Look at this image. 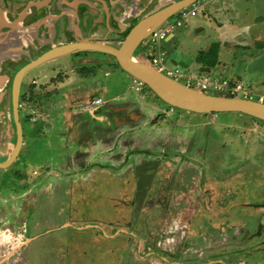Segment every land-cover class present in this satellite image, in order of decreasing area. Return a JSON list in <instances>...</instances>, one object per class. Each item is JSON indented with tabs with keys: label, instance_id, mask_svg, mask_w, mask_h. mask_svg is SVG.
<instances>
[{
	"label": "rangeland",
	"instance_id": "obj_1",
	"mask_svg": "<svg viewBox=\"0 0 264 264\" xmlns=\"http://www.w3.org/2000/svg\"><path fill=\"white\" fill-rule=\"evenodd\" d=\"M193 6L196 15L180 26L176 15L167 20L171 31L159 42L164 63L187 77L182 82L238 83L264 101V0H201L185 11ZM252 22L254 31L244 29ZM229 25L235 28L224 36ZM199 53L200 67L209 71L198 69ZM0 56V64L19 60L17 51ZM65 67L73 69L47 80ZM31 78L37 86L47 80V87L25 94V143L17 161L0 169V232L13 237L0 244V264L9 254L15 264H193L184 257L205 258L192 250L206 251L211 225L217 229L210 241L231 243L209 253L250 252L247 264H264L262 123L238 112L195 114L169 106L146 85L135 89L112 56L97 51L37 66L25 83ZM97 98L101 103L91 105ZM13 142L4 139L0 157L9 156ZM178 186L186 190L176 192V210L166 207L171 199H161L164 207L160 200L147 204L156 192ZM174 213L186 223L172 221ZM201 216L207 221L201 237L188 231L181 240L184 229L173 224L193 232ZM177 244L182 250L174 255Z\"/></svg>",
	"mask_w": 264,
	"mask_h": 264
},
{
	"label": "flooded vegetation",
	"instance_id": "obj_2",
	"mask_svg": "<svg viewBox=\"0 0 264 264\" xmlns=\"http://www.w3.org/2000/svg\"><path fill=\"white\" fill-rule=\"evenodd\" d=\"M179 1L182 0H173L167 4H164V0H0V16H2L6 23L11 24L15 20L20 19V21H18V28L15 33V38L13 37V42L11 41L8 45H5L6 51H10L11 49H15V43L17 42V45L19 46V48L17 49L19 60L15 62H13V60L11 59L10 61L4 60L2 64H0V85L3 84V88L0 90V148L4 145V139L7 140L8 137H10V140L14 141L13 145L16 141V131L12 108V83L16 72L21 67L33 61L38 56L49 50L67 43H74L79 40L86 39L92 42L109 44L117 47L123 42L125 36L138 22L159 10L167 8L174 3H178ZM198 2H201V0H195L192 5ZM189 7H186L184 9H187ZM22 13L23 15L21 16ZM172 16L168 17L164 22H168L167 20ZM168 23L171 22L169 21ZM5 31L10 32L11 29L3 27L1 29V32ZM149 35L137 45L133 52L134 57L144 63L146 62L144 60H148V58L150 57L153 49L152 43L148 42ZM87 51L90 50L81 52ZM35 53H37V55H35ZM112 58L114 65V62L116 63V61L114 57ZM57 59L49 61L47 63L56 61ZM72 69L73 68L68 67H65L63 70L61 69L59 71H55L53 69L52 73L47 75V80L48 78L50 80L57 77L59 73L61 74V72L66 73L65 71H72ZM29 72L30 70L26 72L22 77L18 92V118L22 130V146L13 163L17 161L18 156L20 155L22 147L25 143L23 131L24 123L23 116L21 115V104L24 100L23 98L25 97L26 93H30L35 88H40L42 85H45V87H47V80H45L43 84H40L38 86L34 78H31V81L29 83H25V77ZM8 121L11 125L12 137L8 133H6L8 129ZM13 147L11 148L10 154L13 150ZM7 157H0V162L5 160ZM179 172L180 171H178V174ZM181 176L182 174H179V178L182 179L181 182L184 184L187 178H182ZM175 179L177 181V178ZM179 183L178 185H180ZM184 190H186L185 186H183V188H180V186H178L177 189L171 188L163 195H160L162 194V192H156L154 195V199L149 200V202L147 201V204L151 203L152 201L160 200L161 206L164 207L163 201L161 199H171L175 202L170 203L171 207L169 204H167L166 207L167 209L174 211L177 209L175 207L179 205L177 200L178 197L175 198L176 192L180 191L183 193ZM215 207L217 206L215 205ZM202 217L203 216H201V218L198 220H193V232L188 230L189 228L187 224V226L182 224H173L175 228L183 227V234H185V236L182 235V237L180 238L181 240L187 238L188 231L189 234L193 235V237H201L200 235L207 228V221L204 219V217ZM171 219L172 221L178 220L179 222L186 223V221L183 220L185 219V217L178 218L177 213H174V218L172 215ZM190 221L192 222L191 219ZM171 223L168 226H172ZM259 223V233H261L263 231L264 225V214L261 215ZM162 227L163 226H161L160 228ZM216 229L217 226L211 225L208 228L209 235L205 236H209L208 239L203 240L201 238L204 242L209 244V246L206 247V251L201 250L198 247H193L194 250L192 251H194V253H197V251L206 252L207 255L205 256V258H201L198 255H192L185 256V260L193 264H247L246 261L243 260V257L245 255H250V252H248V254L245 253L240 255H236L234 252L225 254L219 253L216 255L209 253L212 250L214 251L215 249L224 245L225 243H231L230 240H225L221 243L210 241V237L213 236V231ZM180 243L181 246L186 245V243ZM178 244L175 248L176 252H174V255H179L178 252L182 250L180 249L181 247H179ZM185 250L189 251L188 249ZM10 256L11 255L9 254L6 261H4L2 264H15V260L9 262ZM256 264H259V262L257 261Z\"/></svg>",
	"mask_w": 264,
	"mask_h": 264
},
{
	"label": "water",
	"instance_id": "obj_3",
	"mask_svg": "<svg viewBox=\"0 0 264 264\" xmlns=\"http://www.w3.org/2000/svg\"><path fill=\"white\" fill-rule=\"evenodd\" d=\"M194 1L195 0H182L151 14L138 22L128 32L123 42L117 47L109 44L92 42L86 39L79 40L49 50L21 67L16 72L12 83V108L16 141L11 154L0 162V169H6L14 162L22 146V130L18 118V92L24 74L49 61L86 50L102 52L114 57L120 69L125 71L133 79L146 85L162 102L169 106L195 114L238 112L264 122V102L244 97H229L204 93L164 75L134 57L133 52L135 48L145 37L155 28L161 26L168 17L175 15L181 9L189 7ZM22 15L23 13L21 16ZM18 21H20V19L9 24L0 16L1 43L8 45L11 41L13 42V37L15 38V33L18 28ZM3 27L10 28L11 31L1 32ZM9 35L12 38H8ZM15 45H17V42ZM17 49L18 48L6 51V48H4L0 54L3 53L5 57L8 53H15ZM2 57L3 56H0V59Z\"/></svg>",
	"mask_w": 264,
	"mask_h": 264
},
{
	"label": "built area",
	"instance_id": "obj_4",
	"mask_svg": "<svg viewBox=\"0 0 264 264\" xmlns=\"http://www.w3.org/2000/svg\"><path fill=\"white\" fill-rule=\"evenodd\" d=\"M176 21L175 24L177 26L181 25V20L186 19L188 15L195 16V8L194 6L190 9V11H185V9H181L178 11L176 14ZM172 23H163L161 26L155 28L149 35L148 37V42L152 43L153 50L156 49V53H153L150 55L148 58L146 64L149 66L153 67L157 71L163 73L164 75L171 77L172 79H175L188 87L200 90L204 93H209L210 91H213L212 94L214 93H220V92H225V94H233L235 95L237 92H240L244 98H249L252 99V96L249 92L246 90H243L241 85L236 83L233 86H229L227 82H208L206 79H196L193 77H188L187 81H180L178 78H182L184 80L187 79L186 76L182 74L178 69H171L169 68L163 61L164 57H167L166 52L161 49V46L159 45L160 39L162 37H166V34L171 31V26ZM135 83V89L139 90L143 87V83H141L138 80H133ZM211 94V93H210ZM240 95V94H236ZM235 95V96H236ZM257 100L263 102V97L260 96ZM91 105H97L101 103V99L97 98L95 100L91 101Z\"/></svg>",
	"mask_w": 264,
	"mask_h": 264
},
{
	"label": "crops",
	"instance_id": "obj_5",
	"mask_svg": "<svg viewBox=\"0 0 264 264\" xmlns=\"http://www.w3.org/2000/svg\"><path fill=\"white\" fill-rule=\"evenodd\" d=\"M236 19V18H235ZM236 22V24L239 22L238 20H236L235 21ZM244 25H245V28L244 29H248L249 31H254V22H252L250 25L248 24V23H244ZM235 28V25H229V29H227V31H225L224 33H223V35L224 36H227V35H229V33L230 34H232V28ZM170 37L172 36V35H169ZM197 65L199 64V66H198V69H200L201 67L200 66H202L203 64L201 63V62H198V63H196ZM202 70H206V71H209L210 70V68H207V69H205V67H204V69L203 68H201ZM197 71V70H196Z\"/></svg>",
	"mask_w": 264,
	"mask_h": 264
},
{
	"label": "clouds",
	"instance_id": "obj_6",
	"mask_svg": "<svg viewBox=\"0 0 264 264\" xmlns=\"http://www.w3.org/2000/svg\"><path fill=\"white\" fill-rule=\"evenodd\" d=\"M13 239L11 233L5 234L3 232H0V244L9 243ZM22 243V238H17Z\"/></svg>",
	"mask_w": 264,
	"mask_h": 264
},
{
	"label": "trees",
	"instance_id": "obj_7",
	"mask_svg": "<svg viewBox=\"0 0 264 264\" xmlns=\"http://www.w3.org/2000/svg\"><path fill=\"white\" fill-rule=\"evenodd\" d=\"M217 49H219V48H217ZM201 53V52H200ZM200 53L198 54V59H200V62H202V60H201V57L202 56H200ZM213 61H215V58H213V59H211L210 60V62L212 63ZM208 64H209V62H208ZM114 65L116 66V67H118L119 68V66L114 62ZM149 89V88H148ZM225 96H229V97H234L235 95H233V94H224ZM257 100V99H256ZM264 102V101H263ZM172 108V107H171ZM252 119L253 120H255V121H258V122H260V123H262L263 125H264V122H262V121H260V120H258V119H255V118H253L252 117Z\"/></svg>",
	"mask_w": 264,
	"mask_h": 264
}]
</instances>
